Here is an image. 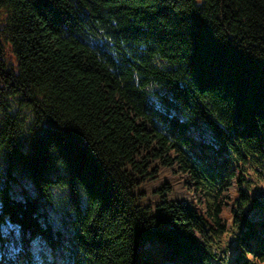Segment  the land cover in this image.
I'll use <instances>...</instances> for the list:
<instances>
[{
    "label": "trees",
    "instance_id": "1",
    "mask_svg": "<svg viewBox=\"0 0 264 264\" xmlns=\"http://www.w3.org/2000/svg\"><path fill=\"white\" fill-rule=\"evenodd\" d=\"M0 261L264 264V0H0Z\"/></svg>",
    "mask_w": 264,
    "mask_h": 264
},
{
    "label": "rangeland",
    "instance_id": "2",
    "mask_svg": "<svg viewBox=\"0 0 264 264\" xmlns=\"http://www.w3.org/2000/svg\"><path fill=\"white\" fill-rule=\"evenodd\" d=\"M259 186H257L258 188L262 189V187H260V182H258Z\"/></svg>",
    "mask_w": 264,
    "mask_h": 264
},
{
    "label": "snow or ice",
    "instance_id": "3",
    "mask_svg": "<svg viewBox=\"0 0 264 264\" xmlns=\"http://www.w3.org/2000/svg\"><path fill=\"white\" fill-rule=\"evenodd\" d=\"M0 264H2V261H0Z\"/></svg>",
    "mask_w": 264,
    "mask_h": 264
}]
</instances>
